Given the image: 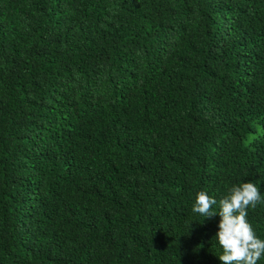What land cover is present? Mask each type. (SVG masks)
Returning a JSON list of instances; mask_svg holds the SVG:
<instances>
[{
    "label": "trees",
    "instance_id": "16d2710c",
    "mask_svg": "<svg viewBox=\"0 0 264 264\" xmlns=\"http://www.w3.org/2000/svg\"><path fill=\"white\" fill-rule=\"evenodd\" d=\"M248 181L264 0H0V264H220L196 193Z\"/></svg>",
    "mask_w": 264,
    "mask_h": 264
},
{
    "label": "clouds",
    "instance_id": "9594fccd",
    "mask_svg": "<svg viewBox=\"0 0 264 264\" xmlns=\"http://www.w3.org/2000/svg\"><path fill=\"white\" fill-rule=\"evenodd\" d=\"M260 203H264V196L251 181L233 185L219 201L204 190L196 193L192 212L204 219L219 217L215 240L222 249L217 257L220 264H258L264 258V239L248 221L249 208Z\"/></svg>",
    "mask_w": 264,
    "mask_h": 264
}]
</instances>
